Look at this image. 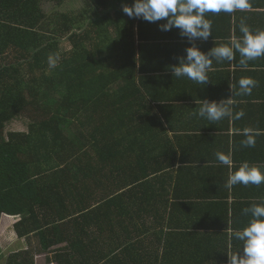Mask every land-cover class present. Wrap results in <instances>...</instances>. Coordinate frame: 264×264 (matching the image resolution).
<instances>
[{"label":"trees","instance_id":"1","mask_svg":"<svg viewBox=\"0 0 264 264\" xmlns=\"http://www.w3.org/2000/svg\"><path fill=\"white\" fill-rule=\"evenodd\" d=\"M44 2L66 0H0V229L16 219L36 243L6 264H151L143 218L172 165L142 91L146 20L123 12L135 0H85L73 16ZM24 119L28 133L8 132Z\"/></svg>","mask_w":264,"mask_h":264},{"label":"crops","instance_id":"2","mask_svg":"<svg viewBox=\"0 0 264 264\" xmlns=\"http://www.w3.org/2000/svg\"><path fill=\"white\" fill-rule=\"evenodd\" d=\"M250 2L251 11L207 14L205 18L212 21V35L206 41H194L199 50L207 54L214 47L231 46L234 38L242 39L241 20L253 33L264 30V0ZM166 23L146 21L145 38L137 41L144 72L142 91L150 104L145 107L157 116L150 122L158 121L162 126L154 136L161 142L159 152L171 157L163 166L172 165L160 171L164 177L160 174L161 182L157 184L160 193L164 188L167 195H159L156 213L144 215L143 221L151 227L148 232L145 230V246L158 253L151 264H230L231 254H244V242L233 235L252 219L243 209L264 204V184L227 187L230 175L244 162L258 165L264 172V57L249 61L246 68L240 64L242 57L238 51L233 61L213 58L207 84L186 76L176 77L173 67L179 65V58L186 60V49L192 43L178 28L162 31L161 25ZM245 77L258 81V85L251 95H236L240 91L239 81ZM230 98L236 101L234 112H245L242 119L233 123L231 117H226L213 122L199 116V100L219 103ZM245 128L262 133L255 137V147L241 144L246 139L242 134ZM217 152L231 155L234 167L219 162ZM16 222L13 219L0 229V264L4 257L7 260L36 246L35 240L31 243L19 236ZM165 252L170 253L168 257H163ZM178 252L189 254L176 258L178 255L173 253ZM36 263H41L40 259Z\"/></svg>","mask_w":264,"mask_h":264},{"label":"clouds","instance_id":"3","mask_svg":"<svg viewBox=\"0 0 264 264\" xmlns=\"http://www.w3.org/2000/svg\"><path fill=\"white\" fill-rule=\"evenodd\" d=\"M122 10L131 18L142 17L148 22L166 20L167 23L161 25L162 31H170L175 27L181 30L182 36L188 38L192 46L186 49V60L183 57L179 58V65L173 67V74L176 77L186 76L197 83L207 84L210 82L208 72L212 68L213 58L220 62L233 61L238 51L242 57L240 64L246 68L249 61L264 57V30L257 29L253 33L245 20H241L240 24L242 39L234 38L231 46L223 44L205 54L194 43L197 39L206 41L212 35V21L205 18L207 14L251 11L250 0H135L132 7L125 5ZM58 60V55H50V67H57ZM257 85L258 81L250 77L241 78L240 91L236 95H251ZM198 103L199 116L213 122L231 117L234 123L235 120L245 116L243 110L234 112L233 105L236 101L233 98L219 103L208 100H199ZM242 134L246 139L241 141V144L244 147H255V137L262 133L252 128H245ZM216 156L222 164L230 168L234 167L231 155L217 152ZM238 184L260 186L264 184V172L261 171L260 166L244 162L230 175L227 187L232 188ZM243 213L251 214L252 219L247 227L242 231H235L233 235L244 242V254L243 256L238 252L231 254L230 264H264V204H254L250 208L243 209Z\"/></svg>","mask_w":264,"mask_h":264},{"label":"rangeland","instance_id":"4","mask_svg":"<svg viewBox=\"0 0 264 264\" xmlns=\"http://www.w3.org/2000/svg\"><path fill=\"white\" fill-rule=\"evenodd\" d=\"M42 8H43V11L48 16H51L53 14H59V15H65V16H68V15H70V16L79 15V14H82V13L86 12L87 9H88L85 0H66V2H64L62 5H59V6L54 4V3H51V2H44ZM88 19L89 20H96L97 16L89 15ZM86 24H87V22H86ZM82 26L84 27L85 24L82 25ZM68 48L69 47H68L67 44L63 45V50L64 49H68ZM28 131H29V120H26V119L18 121V122H14L8 128V132H14V133H16V132H18V133H20V132L21 133H28ZM1 236L3 238V235H1ZM0 240H1V237H0ZM0 253H1V251H0ZM8 258H6V259L8 260ZM36 259H40L41 263H39V264H45V262H47L46 255H40V256L37 255L36 258H35V263H36ZM7 260H5V257H4V260H3L2 264H6L5 261H7Z\"/></svg>","mask_w":264,"mask_h":264}]
</instances>
